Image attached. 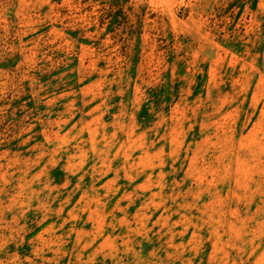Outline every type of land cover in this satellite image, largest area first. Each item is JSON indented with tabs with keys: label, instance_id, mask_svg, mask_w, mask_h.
Here are the masks:
<instances>
[{
	"label": "rangeland",
	"instance_id": "obj_1",
	"mask_svg": "<svg viewBox=\"0 0 264 264\" xmlns=\"http://www.w3.org/2000/svg\"><path fill=\"white\" fill-rule=\"evenodd\" d=\"M0 264H264V0H0Z\"/></svg>",
	"mask_w": 264,
	"mask_h": 264
}]
</instances>
